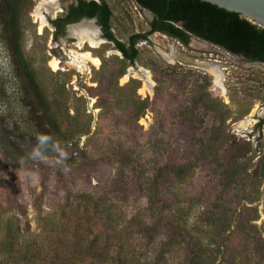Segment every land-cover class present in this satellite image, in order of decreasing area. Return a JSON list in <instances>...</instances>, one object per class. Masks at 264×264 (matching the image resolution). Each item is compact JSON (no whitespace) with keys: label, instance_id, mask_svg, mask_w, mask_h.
<instances>
[{"label":"rangeland","instance_id":"1","mask_svg":"<svg viewBox=\"0 0 264 264\" xmlns=\"http://www.w3.org/2000/svg\"><path fill=\"white\" fill-rule=\"evenodd\" d=\"M29 1L20 18L24 58L53 111L75 117L79 134L63 165L24 156L28 163L15 165L3 128H29L28 89L0 32V264H181L182 245L158 224L153 198L165 162L187 167L178 178L164 173L159 189L170 224L204 248L202 264H264V66L155 33L134 45L132 64L120 63L121 53L104 38L96 49L84 45L100 64L79 71L67 66L70 51H78L68 32L73 25L55 37L50 24L75 0L46 9L44 0ZM95 1L111 9V33L120 42L148 32L150 15L130 0ZM37 14L46 21L42 31ZM177 51L217 62L211 65L221 77L164 57ZM53 58L60 62L55 72ZM139 71L149 73L150 93L139 92ZM131 81L149 102L135 121L115 105L132 94L123 88ZM183 130L191 136L179 163L171 153Z\"/></svg>","mask_w":264,"mask_h":264},{"label":"trees","instance_id":"2","mask_svg":"<svg viewBox=\"0 0 264 264\" xmlns=\"http://www.w3.org/2000/svg\"><path fill=\"white\" fill-rule=\"evenodd\" d=\"M140 10H146L153 15L152 29L145 34H133L128 37L127 43L120 42L111 33L112 11L108 5L102 1L97 4L94 1L79 2L76 8L71 9L69 16L65 19L69 24L76 23L82 18L91 19L95 17L97 24L101 27L103 38L115 46L123 57V62L130 64L137 57V49L134 45L137 42L146 41V38L156 29L159 33L179 40L186 46L191 37H195L206 43L215 45L232 55H241L249 62L262 63L264 65V29L251 24L238 14L229 13L211 4L200 0H130ZM31 5L29 0H0V32L12 55V62L16 65L18 77L26 82L28 94L25 96V106L27 110L28 129L14 125L10 128H3L4 139L10 148L8 155L16 166H24L28 162L29 153L37 145L38 135H48L52 142L46 148L48 158L56 160V147L65 152L73 145V140L79 134L78 124L75 117L63 114L56 109L53 111L51 103L43 94L38 85L36 76L29 63L24 58L21 47L20 18L23 9ZM71 18V19H70ZM60 19L53 25L57 32L55 37L63 31L59 28ZM123 73L119 74V77ZM135 81L123 88L132 89V94L123 99H118L115 105H120L122 112H133L134 121L143 115L149 107V102L140 100L135 95L137 86ZM117 87V86H115ZM121 90L122 88H118ZM110 88L106 90V93ZM104 99L99 100V105L103 107ZM106 105V103H105ZM123 106V107H122ZM264 124V118L260 120L259 126ZM191 131L183 130L177 136L174 147V158L180 162L189 152L188 141ZM187 167L183 164H168L165 162L157 171L164 173L171 171L175 177L184 174ZM161 176L156 177L153 187V198L158 202L157 219L158 224L176 241L180 242L183 249V260L181 264H202L205 257L204 248L190 234L181 229L174 228L169 221V207L164 193L159 189ZM163 177V176H162ZM164 192V191H163ZM215 219L217 218L214 216Z\"/></svg>","mask_w":264,"mask_h":264},{"label":"bare ground","instance_id":"3","mask_svg":"<svg viewBox=\"0 0 264 264\" xmlns=\"http://www.w3.org/2000/svg\"><path fill=\"white\" fill-rule=\"evenodd\" d=\"M56 4V0H48L43 2L45 9L47 6ZM37 19L39 20V31H42L46 26V21L44 16L37 14ZM69 35L76 40L74 47L78 51H70L69 62L67 66L77 68L79 71H88V63L98 68L100 61L97 57L92 56L89 52H82L81 49L84 45H88L91 49H96L102 44V39L100 38V33L98 29L94 26L93 22L83 21L77 25H73L68 29ZM177 53L172 52L171 55H165L164 57L168 61H172L176 57ZM48 66L52 71H57L60 68V62L55 58L51 59ZM206 71L210 72L213 76L219 79L221 77L220 69L216 65L204 64L202 66ZM222 70V69H221ZM138 76L142 78L143 86L139 92L150 93V88L152 86V81L150 80V75L148 72L139 71ZM217 79V80H218ZM252 115V114H251Z\"/></svg>","mask_w":264,"mask_h":264},{"label":"water","instance_id":"4","mask_svg":"<svg viewBox=\"0 0 264 264\" xmlns=\"http://www.w3.org/2000/svg\"><path fill=\"white\" fill-rule=\"evenodd\" d=\"M201 2H205L208 4H211L213 6L218 7L219 9H223L229 13H234L240 15L242 18L247 20L253 25L258 26L259 28L264 29V0H200ZM146 12V11H145ZM147 13V12H146ZM148 14V13H147ZM149 15V14H148ZM94 21V20H92ZM73 25V24H71ZM71 25H68L67 28ZM106 40V39H105ZM192 40H195L197 42H201L204 45H206L207 51L209 52H215L218 51L220 48L206 43L204 41H201L195 37H192ZM106 42H109L106 40ZM176 45L183 46L179 43V41H174ZM119 52V51H117ZM120 53V52H119ZM177 55L175 57V60L179 64L187 65V66H195L199 68H203L202 66L204 64H212L217 62H212L210 60H201L198 61L194 59L193 57L183 53V52H176ZM258 66H264L262 63H253ZM89 106V103H88Z\"/></svg>","mask_w":264,"mask_h":264},{"label":"flooded vegetation","instance_id":"5","mask_svg":"<svg viewBox=\"0 0 264 264\" xmlns=\"http://www.w3.org/2000/svg\"><path fill=\"white\" fill-rule=\"evenodd\" d=\"M81 1H85V2H91V1H94V2H96L97 4H101V2L100 1H95V0H75V2H73V3H71V4H69L66 8H64V9H59L55 14H54V18L52 19V20H50V24L52 25V28L54 29V32L56 33L57 32V29H56V27L53 25V23L56 21V20H58V19H60V21H59V23H58V25H59V28H60V30H62V31H64L65 29H67V26L68 25H71V24H69L67 21H65V19L67 18V16H69V14H70V12H71V9H73V8H76L77 6H78V4H79V2H81ZM144 12L146 11V10H143ZM149 15H150V17H151V21H150V23H149V29H148V31L149 30H151L152 29V20H153V15L150 13V12H148V11H146ZM59 14V15H58ZM58 15V16H57ZM71 19V18H70ZM84 20H86V21H92V20H94V22H95V24H96V26L99 28V30H100V38H103V33H102V31H101V27L97 24V19L95 18V17H93V18H91V19H86V18H82V19H80L78 22H76V23H72L73 25H75V24H78L79 22H81V21H84ZM155 33H159L156 29L153 31V33L152 34H150L149 36H152L153 34H155ZM162 34V33H161ZM148 36V37H149ZM167 36V35H166ZM169 37V36H168ZM171 40H173V41H175V40H177V39H175V38H172V37H169ZM105 39V38H104ZM177 41H179V40H177ZM192 41V37L190 38V41H189V43L186 45V47H189V44H190V42ZM180 43V42H179ZM181 44V43H180ZM115 47V46H114ZM222 50V49H221ZM224 51V50H223ZM230 54V53H229ZM232 55V54H231ZM232 56H234V57H236V58H239L241 61H244V62H246V63H251V64H253L252 62H249L245 57H243V56H241V55H232ZM260 122V121H259Z\"/></svg>","mask_w":264,"mask_h":264},{"label":"clouds","instance_id":"6","mask_svg":"<svg viewBox=\"0 0 264 264\" xmlns=\"http://www.w3.org/2000/svg\"><path fill=\"white\" fill-rule=\"evenodd\" d=\"M37 145L29 153V158L33 160H39L42 163L58 164L63 165L67 159V153L62 151L59 146L56 147L57 159L50 161L48 159L46 148L52 142V138L48 135H38L36 137Z\"/></svg>","mask_w":264,"mask_h":264}]
</instances>
